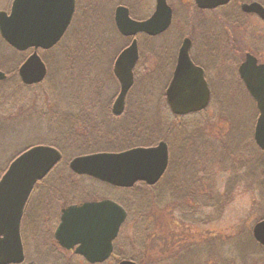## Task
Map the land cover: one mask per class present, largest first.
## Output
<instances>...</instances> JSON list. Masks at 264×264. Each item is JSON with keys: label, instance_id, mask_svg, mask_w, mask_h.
<instances>
[{"label": "flooded vegetation", "instance_id": "1", "mask_svg": "<svg viewBox=\"0 0 264 264\" xmlns=\"http://www.w3.org/2000/svg\"><path fill=\"white\" fill-rule=\"evenodd\" d=\"M148 1L149 3L143 0H75V11L71 23L63 37H61V40L52 47L47 49L39 48L37 50L41 57L40 59H42L47 68L45 78L38 83L30 85L25 84V86H27L30 91L34 86V88H44V84L49 81L48 79L50 78L51 73L50 54L58 51L66 36L72 32L78 15L82 12H85L86 15L87 12L88 15L92 13L91 19L93 20L107 18L111 27L109 43L101 46L99 44H90L89 46L84 45L80 47L74 46L71 49L64 47V50L74 53L73 58L75 59L80 58L81 55H85L84 57L90 62L96 61L98 63L106 61L108 68L107 81L112 83V91L111 94L108 95V100L106 102L107 106L104 110L96 108L98 100L95 98L94 100L91 99L89 102L79 104L78 107L74 109L63 108L58 111H45L44 113H46L47 116H49V113H53L50 115L51 120L62 125L66 132H71L72 135L69 137H71L73 143L75 141L79 144V148L92 147L95 149H111L116 148L118 143H128L130 139V128L128 127L129 120L128 123L126 120L128 118V113L130 112L128 106L131 90L137 81H139L137 83L144 84L145 81L151 78L155 72L157 79H161L164 74L167 77V80L169 78L168 83H170L179 62L181 47L184 44V41L189 39L190 47L188 52L190 61L195 64L196 67L203 70L205 81L207 82L210 92V98L208 105L204 109L183 115L174 113L169 106V109L171 110L169 111L172 112V115L175 117L173 125L175 126V122L177 123V121H179L180 124L183 121V118L189 115H198V121L207 119L206 116L209 117L211 115L209 110L212 107L217 106L218 110H220L221 107H225L224 99L228 100V98H224L221 91L222 89L224 90L225 86L226 68L228 70L231 68L233 69V72L236 71V81L244 86L250 100H252L253 104L256 106L255 111H257V117L254 127L255 133L260 112L256 100L247 90V86L238 69H240L249 57L252 59L254 58L257 65H264V16L257 11L244 8L245 5H254V3L260 4L264 8V0H230L227 4H223V6L218 5L210 8H201L195 0H189L190 3H186L184 0H179L188 4L186 7L183 5L186 11L185 16L183 17H178L176 6L169 3L171 0H167L173 11L172 22L167 30L157 35H150L145 32L137 33L136 35L123 34L117 25L118 8H127L130 17L141 22L149 19L156 10L157 0ZM145 7L146 10L142 11ZM104 11L105 16L103 15ZM199 16L201 18H199ZM174 29L176 32V34L173 35L175 36L173 41L174 45L163 46L161 41L162 37ZM134 39L137 40L138 44V59L133 68L134 83L131 85L132 87L129 89L127 95H125V105L122 112L116 114L114 112V103L121 92V81L118 76H116L115 65L119 56L131 45ZM12 49L18 55H23V61L16 62L12 70L15 80L21 81L22 79L19 73L20 67L35 52V49L34 47L28 48L24 51L17 50L14 47H12ZM148 54L154 56L155 69L149 74L152 76L146 77L145 73L139 77V75H137V69L141 66L140 64L143 63V59ZM226 59H229V61L226 62ZM85 71L84 78L89 74L88 70ZM88 77L95 82V76L92 78L91 75H89ZM21 82L23 83V81ZM168 83H166L165 90L161 94L166 101L167 96L165 93L169 86ZM98 92L102 91L100 90ZM192 119L194 118H191L188 121ZM110 123L114 128L111 131H106V125ZM200 128L201 126L198 124H181L180 126L172 127L170 130V139L165 140L168 143L167 146H169V164L160 180L164 181L167 172L170 170V180L172 181L170 184V192L168 193L170 195V208L175 206V204H178V201L180 198L182 199V196L184 195L190 197L189 199L187 198L186 201L195 198V196H193V194H196L194 193L195 190H197L196 197H204V195L207 194L206 191H209V185L205 182L211 181L214 177L210 174V171L212 170L210 164H212L213 169H215V166L224 163V161H221L222 163L219 161L218 157L222 158V155L219 154V149L204 139L202 134L204 129L201 130ZM205 129L208 133L209 128L206 127ZM232 130L233 126H230L229 133L232 132ZM183 146L185 155L182 149ZM118 148H120V146H118ZM61 153L62 156H64L62 151ZM263 169L264 166L262 167V171ZM234 172H237V169ZM74 174L75 176H81V178L88 177L92 180L95 179L94 177L87 175ZM60 177L61 176H55L54 178H49L48 181H43L45 180L44 178L35 183L36 185L25 206L20 225V236L23 243L24 258L20 263L11 264H120L123 260H131L139 264L136 258H133L128 254L129 242L128 245H126L127 239H123L124 232L128 234V231L126 230L131 226L135 227V225L138 224L130 223L127 219L122 224L118 236L112 241V253L101 262H90L84 254H81V252L79 253L78 249L82 247L79 242H72L73 240L68 241V244H73L70 246L61 244L60 240L56 237V232L60 226L59 223H61L63 209L73 204H82L85 201H99L113 198L106 194L101 196L94 194L83 196V200L75 199L74 196L73 198H70V200L66 199L67 202H64V194L62 195L61 193L62 197H60L57 195L60 192L59 190L49 188L50 179L60 181ZM182 178L186 179L184 185ZM200 181H202L201 184ZM56 183H53L52 185ZM160 191L161 189L159 188L157 191L158 194H160ZM31 202H33L32 206ZM62 202L67 205L61 209L59 221L57 222V220H53L54 215L57 216L58 212L54 203L57 204ZM186 204H189V202H186ZM190 204H192V201ZM30 207L32 210H30ZM51 213L53 214L52 218ZM167 225L168 229L175 232L172 234L175 235V239L171 238L170 240L176 242V234L178 233L177 229H182V224L178 222L177 218L169 219ZM149 243L151 242L149 241ZM155 244V250L159 253L158 258L163 257V251L160 250L162 241L157 240ZM142 248L143 247L141 246V249ZM143 249V251H146L145 247ZM125 250L127 254L123 252Z\"/></svg>", "mask_w": 264, "mask_h": 264}, {"label": "rangeland", "instance_id": "2", "mask_svg": "<svg viewBox=\"0 0 264 264\" xmlns=\"http://www.w3.org/2000/svg\"><path fill=\"white\" fill-rule=\"evenodd\" d=\"M143 1L149 3L148 0ZM184 1L186 3H190L189 0ZM12 2L13 0H0V10L9 11ZM169 3L176 6L178 17L185 16L186 11L183 5L186 7L188 4H185L179 0H171ZM145 10L146 7L142 9V11ZM91 14L88 15L87 12L86 15L85 12L80 13L77 17L75 25L73 26L74 28L72 32L66 36L61 44V47H59V50L50 54L51 56L49 59L51 73L50 78L48 79L49 81L44 84V87H50L51 85L54 87L51 89V91L47 89L49 91L48 97L43 98L42 96H38L36 98L37 105L33 106L26 113L21 114V116L18 117L16 121H14L15 119L13 120L9 117L11 115L10 112L15 114L13 112L14 109L10 110L9 113H6L5 117L1 119V123H4L5 125L12 124V128L7 133L0 134V149L4 147V149L0 152V168L6 165L8 160L13 157V155H15L16 151H22V149H25L26 145L29 143L34 144L48 141H58L59 145H62V148L65 149H63V152H65L64 161L67 162L74 156L81 154V152L83 153V151L79 149V144L75 141L74 144L71 137H69L72 135L71 132H66L62 125L51 120L50 115L53 113H49V116H47V114L44 112L58 111L59 109L63 108L74 109L77 108L79 104L89 102L91 99L94 100L95 98L98 100L96 108L104 110L107 106L106 102L108 100V95L111 94L112 91V83L107 81L108 68L106 61L98 63L96 61L90 62L84 57L85 55H81L80 58L75 59L73 58L74 53L64 50V47L71 49L74 46H89L90 44H99L101 46L107 45L109 43L111 27L107 18L93 20L91 19ZM103 15L105 16V11ZM199 18L201 17L199 16ZM174 34H176L175 29L173 31H169L162 37L161 41L163 46L174 45ZM20 55L14 52L13 49L10 48L9 45L0 38V65L8 68V70H13L15 63L19 62L18 59H20ZM228 61L229 59H226V62ZM154 63V56L148 54L143 59V63L140 64L141 66L138 67L137 75L140 77L146 73V77L152 76L149 74H151L155 69ZM85 70H88L89 73L86 78H84L86 73ZM227 70L228 69L226 68V81L224 90L222 89L221 91L224 95V98H228V100H223L225 102V107H221L220 110H218L217 106L212 107L209 110L211 115L209 117L206 116L207 119L202 118L203 120L201 121L197 120L199 119L198 115H189L184 117L180 124L179 121H177V123L175 122V126H180L181 124L200 125V129H204V132L202 133L204 139L219 149V154L222 155V158L218 156L217 157L219 158L220 162L224 161V163L221 162L224 165L219 164L218 166H215V169H213V165L210 164L212 169L210 174H212L214 177L211 181L205 182L209 185V191H206L207 194L204 195L205 198L203 196L196 197L197 190H195L194 193L196 194H193L195 198H192V200L189 201L180 198L178 201L179 205L175 204V206H172L173 208H170L171 210L174 209V218H178V221L180 220L179 223H181L182 226L188 227L189 224L188 231L191 236H189V238H185L186 240H189L190 243H197V245L193 247V250L196 251L198 249L200 250L205 248L202 254L200 250V254L207 259L209 257V255L206 253V250L209 248L206 246L207 241L212 239L214 247H217L219 252V249H221V251L223 250L222 245L230 241L226 235H234V233L244 230L245 232L243 233L244 236L242 240H244V243L245 241L247 243V240H250V237L247 235V233L251 234L250 231H252L254 223L264 217V184L262 183L261 177L262 164L257 166L259 160L262 159V154L256 152V149L252 144L257 117V111H255L256 106L253 104L252 100H250V97L245 91L244 86L236 81V71L233 72V69L231 68L228 70L230 72ZM155 73L151 78L145 81L144 84L137 83L139 82L137 81L131 90L128 106L130 112L128 113L126 122L128 123L129 120L128 127L132 128L129 130L130 135L142 134V136H145L149 132L157 133V131L160 130V137L170 139V130L172 127H175L173 125V120L175 117L172 115V112H170L171 110L169 109V105H167V101L161 95L165 90L167 85L166 83H168L169 78L167 80V77L163 74L161 79H157ZM89 75H91L92 78L93 76L96 77L95 82H93L91 78L88 77ZM13 77L15 78L14 74ZM14 82L17 81L13 80L12 83ZM48 83H50V85ZM41 89L38 88L36 90ZM100 90L102 92H98ZM18 97L20 99H26V102H32L31 100L34 98V93H32L30 90H27L26 88H23L19 90ZM191 118L194 119L188 121ZM230 126H233V130L229 133ZM206 127L209 128L208 133L206 132ZM105 128L106 131H111L114 127L110 123L107 124ZM63 134H66V136H63ZM156 135L157 134H155V136ZM160 137L156 139L159 140ZM128 143H118L116 147L120 146V148H123ZM88 148L91 149L92 147ZM182 149L185 155L184 146ZM241 162L246 163L247 167L241 171L234 172L236 171L238 164ZM59 167L63 168V166ZM167 174L169 176L170 172ZM53 175L54 174H51L50 178H54ZM58 176H61V178H67L66 175H64V172H59ZM170 177L160 187L161 189L165 188V193L170 192ZM243 177L244 180L242 183H237V180ZM67 179V181H69V178ZM185 180V178H182L183 185L185 184ZM59 182L61 183V180L57 183L59 184ZM70 182L71 184H75L78 187L74 190V196L78 197V200H83L82 197L86 195L95 194L101 196L106 194L115 199L125 198L126 202H131L133 200V192L136 191L129 189L117 190L106 183L95 181L88 177H82L78 180L72 178ZM201 183L202 181H200V184ZM68 184L70 183L68 182ZM152 189L153 190L148 192L147 195L155 194L157 193L156 190H159V188ZM64 192L65 191L62 190L63 194ZM66 196L69 195L67 194ZM211 197L213 200H215L216 204H210ZM187 198L189 199L190 197L187 196ZM63 199L64 202H67L66 199L68 200L70 197H64ZM164 199L168 198L164 197ZM191 201L193 204L192 206L186 207L184 205L186 202H189L190 204ZM64 202L57 204L54 203L58 212L57 216L54 215L53 220H57V222L59 221L61 209L67 205L66 203L64 204ZM32 203L33 202H31V206L33 205ZM131 205V208L133 206L135 207V202ZM134 207L132 212L136 214L138 210H134ZM147 207L148 213L155 212L160 216V225L158 227L152 226L153 223L151 221V223L148 222L150 232H156V235H154L156 237L165 236L166 238L162 240L163 242L166 239H175V235H172L175 232L171 231L166 226L167 221L172 219L167 212V203H159L155 200L153 203H151V205L143 206L141 208V212L143 210L147 211ZM30 210H32L31 207ZM146 213H144V215ZM52 215L53 214L51 213V218ZM132 216L134 218L133 214ZM190 216L194 221L192 222L193 226L188 220V218L190 219ZM180 217L183 218L184 222L180 219ZM194 219L197 220V222H195ZM130 223H132V221H130ZM138 227L131 226L129 229H127L126 231H128V234L124 232L123 239H127L126 245H128L129 242V253H135L141 258V260L145 262V264H151L149 261L150 259L145 258L147 254L143 252L144 249H141V246L137 245L139 240L135 235ZM177 232L176 239L179 241V237H183V235L180 234V230L178 229ZM216 234L218 237H214ZM151 239L152 237L147 238V241L154 242ZM242 240L237 239V243ZM227 250L230 251L231 248ZM123 252L126 253V250ZM259 252V255H264V251L259 250ZM196 253H199V251H196L195 254ZM214 253L217 254L216 252ZM235 253L237 254V252ZM215 254H212L211 256H216ZM216 257L218 259L220 258V256ZM163 258L164 257H159L157 260L158 263L155 264H168V261H162ZM171 259L169 264H187L189 261V257L186 256L182 257L181 259ZM195 263H198V261H192V264ZM212 264L215 263L212 262ZM216 264L218 263L216 262Z\"/></svg>", "mask_w": 264, "mask_h": 264}, {"label": "water", "instance_id": "3", "mask_svg": "<svg viewBox=\"0 0 264 264\" xmlns=\"http://www.w3.org/2000/svg\"><path fill=\"white\" fill-rule=\"evenodd\" d=\"M201 8L227 4L230 0H195ZM153 15L138 21L130 17L127 8L117 11V25L125 35L145 32L157 35L167 30L172 22V7L167 0H157ZM75 0H13L9 11L0 10V34L17 50L34 47L35 52L20 67L21 81L34 84L45 78L47 68L37 50L57 44L71 23ZM264 16V8L257 3L245 5ZM190 40L186 39L180 50V58L173 78L166 91L167 102L176 114H187L204 109L210 92L204 72L190 61ZM138 59L137 40L119 56L116 76L121 81V92L114 103V112L119 114L125 98L134 83V64ZM248 60L239 73L247 90L257 102L260 112L254 138L264 152V65ZM7 74L0 69V81ZM164 140L152 146H137L118 152H96L79 155L69 162L70 169L79 175H87L116 187L131 188L138 182L155 185L169 164V146ZM62 159L61 151L52 145L39 144L19 154L8 166L0 179V264L23 261L21 220L35 183L44 179ZM264 176V169H263ZM128 216L127 209L114 199L85 201L63 209L56 237L61 244L68 241L81 243L78 252L90 262L103 261L113 250V242ZM254 239L264 246V219L254 223ZM92 243V245H91ZM120 264H137L123 260Z\"/></svg>", "mask_w": 264, "mask_h": 264}, {"label": "trees", "instance_id": "4", "mask_svg": "<svg viewBox=\"0 0 264 264\" xmlns=\"http://www.w3.org/2000/svg\"><path fill=\"white\" fill-rule=\"evenodd\" d=\"M0 38L2 39V37L0 36ZM3 40V39H2ZM4 41V40H3ZM6 43V42H5ZM7 44V43H6ZM10 48H12L11 46H9ZM23 55L20 56V59H18L20 62H22L23 60ZM0 69L4 70L7 73V79L0 81V134H5L7 133L11 128H12V124L11 125H5L4 123H1V119L3 117H5L6 113H9L10 110L14 109V113L10 112V118L11 119H15L14 121L17 120L18 117L21 116V114L26 113L27 111H29V109H31L33 106L37 105V97L38 96H42L43 98H47L49 91H51V89H53V85H51L50 87H42L41 90H36L38 88H32V93H34V98L33 100H31L32 102H26V99H20L18 97V92L20 89L26 88L27 90H29V88H27V86H25V84H23L21 81H17V82H13V80H15V78L13 77V71H9L12 69H9L4 67L3 65H0ZM50 85V83H48ZM31 89V88H30ZM49 89V91L47 90ZM38 91V92H37ZM37 92V93H35ZM15 97V98H14ZM29 103V105H28ZM14 107V108H13ZM132 128H130L131 130ZM149 132V131H148ZM67 134V133H66ZM66 134H63V136H66ZM155 134H157L155 136ZM149 135V136H148ZM160 130L156 132H149L147 133L145 136H142V134H131L130 135V139H129V143L127 145H125L123 148H111V149H95V148H79L83 151V153L81 152V154H88V153H93L95 150L96 151H101V150H106V151H122V150H126L131 148V147H137V146H152L158 143L159 140H167V138L165 137H160ZM135 136V137H133ZM160 139H156L159 138ZM135 138V139H133ZM143 139V140H142ZM255 140L253 139L252 144L256 149V152H259L262 154V159L259 160V163L257 164V166L262 164V167L264 166V152H262V150H260V148L258 147V145L256 144V142H254ZM43 142V141H40ZM136 142V143H135ZM157 142V143H156ZM44 144H48V145H52L57 147L58 149H60L63 152L62 145H59L58 141H48V142H43ZM43 143H29L26 145L25 149H22V151H16L15 155H13V157H11L8 162L6 163V165L2 166L0 168V178L2 177V175H4V172L7 170L9 164L11 163V161L16 158L19 154H21L23 151H25L26 149L34 146V145H38V144H43ZM62 148V149H61ZM4 149V147H2V149H0V152ZM65 150V149H64ZM65 154V152H63ZM77 156V155H76ZM65 157V156H64ZM64 157L62 159V161H60V163L48 174V176L45 178V180L43 181H47L50 178L51 174H54L53 176H58L59 172L62 173L64 172V175H66L67 178H69V181H67V178H61V183L58 182L57 180L55 181L54 179H50V189H59L60 190V194L58 193L57 195L62 197L63 193L62 190H64V197H70L73 198L74 194H75V188L77 189L78 187L75 184H71V180L72 178L74 179H79L81 178V176H75V174L72 172V170L69 168V161H64ZM59 166H63V168L59 167ZM247 167V164L244 162H241L238 164L237 166V172L243 170L244 168ZM170 170L167 172L169 173ZM72 176V177H71ZM170 175L168 176V174L165 176L164 181L160 180L158 183H156V185H148L145 182H138L136 185H134L131 188H121V187H115V186H111L109 184V186L114 187L117 190H123V189H129V190H136L135 192H133V200L127 201L125 200V198H116V200L118 202H120L121 204H123L128 212V219L127 221H132V223L134 224H138L135 225L137 228V232H136V237L139 240L138 245L142 246L143 248H146V251H143L147 254V256L145 258L150 259V263L151 264H155L158 263V256L159 253L157 250H155V242L157 240L162 241L163 239H165V236L162 237H156L154 235H156V232H150V227L148 225V222H152V226L158 227L159 226V215L156 214L155 212H150L148 213V207H147V211L143 210L141 212V208L145 205H151V203H153L155 200L161 203H167V212L168 215H170V217L172 219H176L174 218L175 216L173 215V210L171 211L170 209V195L168 193H165L164 188L161 189L160 187L162 186V184L167 181L169 179ZM262 177V175H261ZM171 178V177H170ZM47 179V180H46ZM96 181V179H93ZM244 180L243 178H240L237 180L238 182H241ZM41 181V182H43ZM98 181V180H97ZM171 181V180H170ZM40 182V183H41ZM68 182L70 184H68ZM172 182V181H171ZM53 183H56L54 185H52ZM262 183L264 184V178L262 177ZM152 188H160V194L155 193L152 195H147L148 192H151L153 189ZM163 190V191H162ZM158 191V190H156ZM62 193V195H61ZM69 196H66V195ZM186 194V193H185ZM187 195L182 196L183 200H186ZM164 197H167L168 199H164ZM78 197L75 196V199H77ZM70 200V199H69ZM135 202V209L134 210H138V212L136 214H134L132 212L133 207L131 208V204H133ZM131 203V204H130ZM213 203L216 204L215 200L212 199V197L210 198V204L212 205ZM184 205L186 207H190L192 204H186L184 203ZM147 212V213H146ZM144 213H146L144 215ZM132 214L134 215V218L132 216ZM197 218V217H196ZM264 218V217H263ZM181 220H183V218L180 217ZM199 219V218H197ZM188 220L191 222V225L193 226V218L190 216V219L188 218ZM195 220V219H194ZM150 222V223H151ZM180 222V220L178 221ZM184 222V220H183ZM195 222H197V220H195ZM202 222V221H201ZM196 224V223H195ZM168 226V225H167ZM189 227V224H188ZM188 227L183 226L182 229H180V234L183 235V237H179V242H173L170 239H166L161 246V251L163 254V260L162 261H168V264L170 262V259L173 260V258H182L184 256L189 257V261L187 264H192V261H198V263L195 264H212V262H214L216 264V262L218 264H264V255H259L261 251H264V246L260 245L252 236V231L251 234L247 233V235H249L250 240H247V243L245 241V243L243 242L244 240H242L243 236H244V230H241L237 233L230 234V235H226V237L228 238V240H230L227 243H224L222 245V251L221 249H218L217 247H214V244L212 242V239H210V241H207V247H209L206 250V253L209 255L208 259L203 257L201 254L202 252L205 250V248L200 249L201 250V254H200V250H196L199 251V253H196V251L193 250V247H195L197 245V243H190L189 240H186L185 237L189 238V236H191V234L188 231ZM179 236V234H178ZM152 237V241L149 243V241H147V238H151ZM214 237H218V235H214ZM159 238V239H158ZM237 239L242 240L240 242L237 243ZM249 239V238H248ZM185 244V245H184ZM184 246V247H183ZM229 247V248H228ZM230 251H228L227 249H230ZM214 252H216L217 254H215ZM237 252V254L235 253ZM200 254V255H199ZM212 254H215L216 256H220V258L218 259L216 256H211ZM220 254V255H219ZM236 254V255H235ZM129 255L133 258H136L139 264H145V262L143 260H141V258H137L139 256L133 254L132 252L129 253ZM196 256V257H195ZM171 257V258H170ZM170 258V259H169ZM222 258V259H221ZM168 259V260H167ZM207 262V263H206ZM163 263V262H161ZM167 263V262H166ZM165 264V263H163Z\"/></svg>", "mask_w": 264, "mask_h": 264}]
</instances>
